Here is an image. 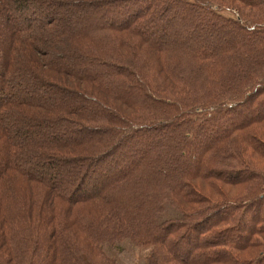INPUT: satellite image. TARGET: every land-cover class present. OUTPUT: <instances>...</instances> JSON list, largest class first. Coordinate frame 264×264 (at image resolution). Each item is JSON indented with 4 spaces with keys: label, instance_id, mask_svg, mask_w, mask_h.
<instances>
[{
    "label": "trees",
    "instance_id": "obj_1",
    "mask_svg": "<svg viewBox=\"0 0 264 264\" xmlns=\"http://www.w3.org/2000/svg\"><path fill=\"white\" fill-rule=\"evenodd\" d=\"M124 244L264 264V0H0V264Z\"/></svg>",
    "mask_w": 264,
    "mask_h": 264
},
{
    "label": "rangeland",
    "instance_id": "obj_2",
    "mask_svg": "<svg viewBox=\"0 0 264 264\" xmlns=\"http://www.w3.org/2000/svg\"><path fill=\"white\" fill-rule=\"evenodd\" d=\"M127 243V242H126ZM124 246L127 248L129 252H131V255L134 257V259L137 261V264H145L143 252L144 250H138L130 245L124 244Z\"/></svg>",
    "mask_w": 264,
    "mask_h": 264
}]
</instances>
